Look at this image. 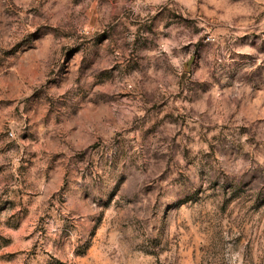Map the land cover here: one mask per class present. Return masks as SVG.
<instances>
[{
	"label": "rangeland",
	"instance_id": "rangeland-1",
	"mask_svg": "<svg viewBox=\"0 0 264 264\" xmlns=\"http://www.w3.org/2000/svg\"><path fill=\"white\" fill-rule=\"evenodd\" d=\"M0 264H264V0H0Z\"/></svg>",
	"mask_w": 264,
	"mask_h": 264
}]
</instances>
